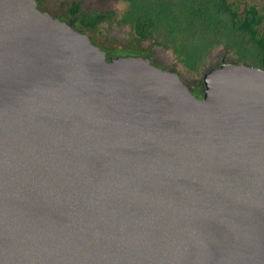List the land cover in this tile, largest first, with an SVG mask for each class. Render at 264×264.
Masks as SVG:
<instances>
[{
	"label": "water",
	"instance_id": "1",
	"mask_svg": "<svg viewBox=\"0 0 264 264\" xmlns=\"http://www.w3.org/2000/svg\"><path fill=\"white\" fill-rule=\"evenodd\" d=\"M203 84L0 0V264H264V70Z\"/></svg>",
	"mask_w": 264,
	"mask_h": 264
},
{
	"label": "trees",
	"instance_id": "2",
	"mask_svg": "<svg viewBox=\"0 0 264 264\" xmlns=\"http://www.w3.org/2000/svg\"><path fill=\"white\" fill-rule=\"evenodd\" d=\"M125 1L128 8L119 20L112 12L86 14L76 2L64 22L79 31L78 25L97 30L116 21L139 40L171 51L193 72H199L210 53L222 45L235 50L243 64L264 70V5L244 0Z\"/></svg>",
	"mask_w": 264,
	"mask_h": 264
},
{
	"label": "rangeland",
	"instance_id": "3",
	"mask_svg": "<svg viewBox=\"0 0 264 264\" xmlns=\"http://www.w3.org/2000/svg\"><path fill=\"white\" fill-rule=\"evenodd\" d=\"M250 4L264 5V0H244ZM44 12L66 21L69 18V8L72 3H80L86 14L95 12H112L119 20L128 8L125 0H38ZM79 31L89 36L91 41L105 51L110 58L116 57H146L156 66L176 72L197 97L204 93L203 77L209 70L222 64H243L235 50L225 45L214 49L206 58L199 72L190 71L171 51H164L152 41H141L136 38L129 27L120 26L116 21H108L97 30L77 26Z\"/></svg>",
	"mask_w": 264,
	"mask_h": 264
},
{
	"label": "flooded vegetation",
	"instance_id": "4",
	"mask_svg": "<svg viewBox=\"0 0 264 264\" xmlns=\"http://www.w3.org/2000/svg\"><path fill=\"white\" fill-rule=\"evenodd\" d=\"M37 1V3H38V7H39V9L41 10V11H43L42 9H41V6H40V3L38 2V0H36ZM44 12V11H43ZM47 13V12H46Z\"/></svg>",
	"mask_w": 264,
	"mask_h": 264
}]
</instances>
